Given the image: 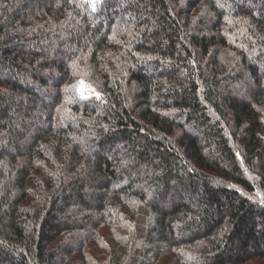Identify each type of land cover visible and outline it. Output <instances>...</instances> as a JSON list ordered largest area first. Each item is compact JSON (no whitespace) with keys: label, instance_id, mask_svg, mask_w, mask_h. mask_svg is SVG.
Returning a JSON list of instances; mask_svg holds the SVG:
<instances>
[{"label":"trees","instance_id":"obj_1","mask_svg":"<svg viewBox=\"0 0 264 264\" xmlns=\"http://www.w3.org/2000/svg\"><path fill=\"white\" fill-rule=\"evenodd\" d=\"M264 264V0H0V264Z\"/></svg>","mask_w":264,"mask_h":264},{"label":"rangeland","instance_id":"obj_2","mask_svg":"<svg viewBox=\"0 0 264 264\" xmlns=\"http://www.w3.org/2000/svg\"><path fill=\"white\" fill-rule=\"evenodd\" d=\"M256 264H258V263H256Z\"/></svg>","mask_w":264,"mask_h":264}]
</instances>
